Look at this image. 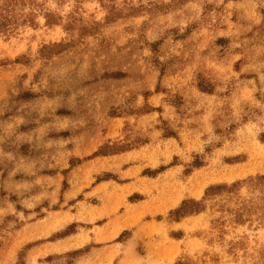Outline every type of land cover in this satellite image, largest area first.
<instances>
[{
    "label": "rangeland",
    "instance_id": "rangeland-1",
    "mask_svg": "<svg viewBox=\"0 0 264 264\" xmlns=\"http://www.w3.org/2000/svg\"><path fill=\"white\" fill-rule=\"evenodd\" d=\"M0 264H264V0H0Z\"/></svg>",
    "mask_w": 264,
    "mask_h": 264
}]
</instances>
